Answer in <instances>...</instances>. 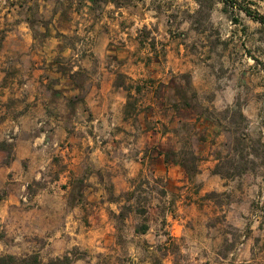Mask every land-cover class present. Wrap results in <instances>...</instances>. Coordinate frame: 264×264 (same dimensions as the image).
Here are the masks:
<instances>
[{
  "label": "rangeland",
  "instance_id": "obj_1",
  "mask_svg": "<svg viewBox=\"0 0 264 264\" xmlns=\"http://www.w3.org/2000/svg\"><path fill=\"white\" fill-rule=\"evenodd\" d=\"M21 86L54 103L75 139L40 119L16 121L13 141L14 123L0 127V162L29 139L22 149L35 153L40 175L24 204L51 183L69 184L49 192L71 209L90 196L95 234L92 246L57 253L12 252L3 237L0 253L264 264V0H0V122L3 103L12 115L32 103L15 96ZM102 88L96 120L82 104Z\"/></svg>",
  "mask_w": 264,
  "mask_h": 264
},
{
  "label": "crops",
  "instance_id": "obj_2",
  "mask_svg": "<svg viewBox=\"0 0 264 264\" xmlns=\"http://www.w3.org/2000/svg\"><path fill=\"white\" fill-rule=\"evenodd\" d=\"M29 86L32 82L29 81ZM16 97H21L25 94L32 100V103L25 107H16V115H12L11 108L8 104L3 103L1 112L8 113L3 122H0V127L7 124L20 121L22 126L36 125L37 121L45 122L47 125L54 128V132L70 136V140H74V134L69 133L63 126L65 123L64 115L58 114L54 110V103L46 101L44 95L37 88L27 89L20 87L17 90ZM98 95L93 98L90 93L82 105L87 109L84 112H93L94 116L103 105L104 101L108 100L107 95L109 89H100L95 91ZM14 93L12 94V96ZM100 103L99 105L97 103ZM81 105L76 106V115L81 110ZM102 110V109H101ZM103 112V111H101ZM104 112L101 114L103 116ZM98 118H104L96 116ZM76 116L73 117V120ZM87 122V121H86ZM20 140V139H19ZM29 139H21L19 141L20 148L15 158L10 162H0V189L4 190L5 194L0 197V245L4 243L3 237L10 239L12 248L9 250L17 252L18 249L26 251H34L40 249V245L54 252H61L63 248L78 245L81 248L92 246V236L95 234L93 227L88 226L89 218L88 208L93 199L88 196L80 204H76L74 208H68V201L65 199H57L55 193L49 190H61L66 192L70 185L62 182H54L45 187L43 192L36 195L30 206L25 205L21 201V193L26 189L30 177L38 178L40 172L32 171L31 164L34 162L35 153L32 151L24 153L22 146L26 145ZM18 143V142H17ZM17 148V146H16ZM64 153V151H63ZM70 161L75 162L74 167L80 162L79 153L72 151ZM69 154V155H70ZM26 161L27 167L21 168L18 164L22 160ZM137 166V164H135ZM174 168H170L168 173H172ZM86 201V203H85ZM14 240V242H12ZM18 240V241H17ZM40 242L38 244L37 242ZM55 247V248H53ZM43 249V248H42Z\"/></svg>",
  "mask_w": 264,
  "mask_h": 264
},
{
  "label": "trees",
  "instance_id": "obj_3",
  "mask_svg": "<svg viewBox=\"0 0 264 264\" xmlns=\"http://www.w3.org/2000/svg\"><path fill=\"white\" fill-rule=\"evenodd\" d=\"M147 230L148 225L146 224L141 227H136V232H146ZM72 262L73 258L70 254L57 256L46 261L43 260L38 253H31L24 256H17L10 253H0V264H72Z\"/></svg>",
  "mask_w": 264,
  "mask_h": 264
},
{
  "label": "built area",
  "instance_id": "obj_4",
  "mask_svg": "<svg viewBox=\"0 0 264 264\" xmlns=\"http://www.w3.org/2000/svg\"><path fill=\"white\" fill-rule=\"evenodd\" d=\"M20 127L17 123H14V125L12 126V128L10 129V131H8V135L7 138L9 141H13L14 140V136L17 135L19 133ZM45 133H42L41 137L37 140H41V142L44 141L45 139ZM35 141V144L38 145V141ZM26 190V189H25ZM21 200L23 203L25 204H29L31 201V196L27 191H24L23 194L21 195Z\"/></svg>",
  "mask_w": 264,
  "mask_h": 264
}]
</instances>
